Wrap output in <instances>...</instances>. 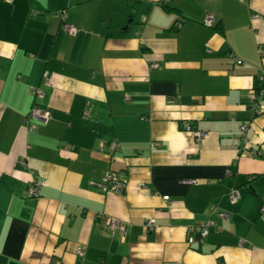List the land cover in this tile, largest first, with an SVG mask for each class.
<instances>
[{"label":"crops","instance_id":"obj_1","mask_svg":"<svg viewBox=\"0 0 264 264\" xmlns=\"http://www.w3.org/2000/svg\"><path fill=\"white\" fill-rule=\"evenodd\" d=\"M250 89L264 105V0H0V264H264Z\"/></svg>","mask_w":264,"mask_h":264},{"label":"built area","instance_id":"obj_2","mask_svg":"<svg viewBox=\"0 0 264 264\" xmlns=\"http://www.w3.org/2000/svg\"><path fill=\"white\" fill-rule=\"evenodd\" d=\"M214 22H215V18L212 14H205L204 15L203 23L206 26L210 27L213 25ZM65 30H67L69 33L75 32V29L69 25L65 26ZM240 62H241V60H237V63H240ZM153 66H156V64H153ZM44 80H48L46 78V76H45ZM32 93L35 95H39L40 91L37 88H32ZM248 97H249L251 105L254 108V110L256 111V113H260V112L264 113V105H262L260 102L261 101L260 100V91L258 89H250ZM27 118H33V119H36L40 122L46 123L48 120V113H47V111L40 108L38 105L34 104L31 108V110L29 111ZM181 126H182V128H184L186 130L192 131L194 136H195V139L197 141L203 139L206 136V132L192 130V128L188 122H182ZM29 127H31V125ZM241 128H244V126H241ZM115 147H116V144L113 143L112 149H114ZM119 175L120 174H117L116 172L108 171L105 174V176L103 177L102 181H100V182L93 181L91 183H92V185L97 186L99 189H101L104 192L110 191V192L120 193L123 191V189L125 187V180L122 179ZM43 184L44 183L41 180L32 179L31 184L28 187V191H27L28 195L36 197L38 195L39 188L41 186H43ZM229 198L231 200H236L238 198V195L235 191H232L229 193ZM221 215H223V214H221ZM99 217H100V215H99ZM103 219H104L105 226L108 227L111 232H114L117 230L121 234L125 233L124 223L122 221H120L119 219L113 218V217H104ZM153 223H154V221L152 218L147 219V221H146L147 228H151ZM210 223L211 222H209L208 224H210ZM207 225H203L201 228V232H200L201 239L200 240H203L207 234ZM192 240H193V237L190 236L188 238V241L192 242Z\"/></svg>","mask_w":264,"mask_h":264},{"label":"trees","instance_id":"obj_3","mask_svg":"<svg viewBox=\"0 0 264 264\" xmlns=\"http://www.w3.org/2000/svg\"><path fill=\"white\" fill-rule=\"evenodd\" d=\"M133 8L129 5L127 6L116 5L112 11L110 24H109V31L110 32H113L114 30L118 31L119 29H121V27H123L126 24V22L131 21V19H133L135 15Z\"/></svg>","mask_w":264,"mask_h":264},{"label":"water","instance_id":"obj_4","mask_svg":"<svg viewBox=\"0 0 264 264\" xmlns=\"http://www.w3.org/2000/svg\"><path fill=\"white\" fill-rule=\"evenodd\" d=\"M124 28H126V27H124Z\"/></svg>","mask_w":264,"mask_h":264}]
</instances>
